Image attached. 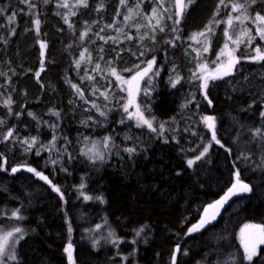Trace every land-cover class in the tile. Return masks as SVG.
<instances>
[{"label":"trees","instance_id":"16d2710c","mask_svg":"<svg viewBox=\"0 0 264 264\" xmlns=\"http://www.w3.org/2000/svg\"><path fill=\"white\" fill-rule=\"evenodd\" d=\"M127 1L144 6V0ZM96 2L0 0V170L4 175L17 169L11 189L24 172L39 187L29 197L18 191L20 200L0 190V227L12 222L24 237L15 264H70L69 244L71 264H173L174 256L175 264H264V246L249 261L239 242L246 224L264 226V80L241 95L228 91L221 80L212 79L205 88L197 76L183 73L174 79L169 73L174 66L184 70L185 52L194 50L193 36L200 33L208 35L199 53L202 61L208 69L217 66L228 9L244 4L251 15L264 17V0H192L179 24L174 15L163 31L155 30L153 39L144 42L142 53L116 67L128 78L154 61L151 84L143 83L138 99L154 130H139L138 137L122 142L110 130L119 119L110 111L109 129L91 133L133 149L118 169L85 157L77 127V110L85 106L79 88L89 95L75 71L81 53L90 51L88 25L100 24V16L91 14ZM127 4L111 0L106 8L114 12ZM39 42L45 45L43 55ZM246 54L240 47L238 61ZM190 115L199 122L212 117L216 139L202 122L191 135L185 128ZM37 119H52L55 128L39 127ZM9 130L13 135L5 139ZM37 172L48 182L36 180ZM237 173L248 185L240 198L244 203L212 226L219 227V235H206L209 227L190 236L203 210ZM13 212L22 219L13 221ZM177 248L185 252L177 254Z\"/></svg>","mask_w":264,"mask_h":264},{"label":"rangeland","instance_id":"374dc122","mask_svg":"<svg viewBox=\"0 0 264 264\" xmlns=\"http://www.w3.org/2000/svg\"><path fill=\"white\" fill-rule=\"evenodd\" d=\"M66 1L68 2L69 0ZM110 1L111 0H97L96 4L91 9L92 17L99 15L101 19L99 26H94L92 23L88 25V29L93 33L92 38H90L87 42L90 51L88 53H83L84 55L83 57H80L78 67L75 71L77 77L85 84V90L89 95V99L86 98L84 91L79 88L80 97L83 98L85 106L84 111L77 110L79 111L80 117L77 127L80 129L82 151L86 154L85 157L88 158L91 156L97 163H106L108 167L118 169L123 167L124 164L127 163V160L130 159L126 160L125 158V155H128L129 153L118 147L119 145L117 146L115 143H111L109 140L107 141V146H105V140H100L96 137L92 138L91 133H98L102 130L109 129L110 124L107 121L106 116L107 112L110 111L114 113V116L119 118L115 120V124L110 128V130L111 132L115 131L116 137L122 142L131 141L133 138L138 137V131H143L148 127L143 124L137 126L138 120L136 118L130 119L128 113L124 111L123 106L127 102L128 98L126 90L127 85L118 81L116 77L112 75L111 70H116V67L122 65L121 63L124 59H127V57H135L138 53H142L141 50L144 42L152 40L154 31L163 28L167 21L173 19L175 9L173 0H144V6L138 5L133 1L128 2L125 0V2L128 3L126 6L123 8L117 6L115 11L112 12V10L107 11L106 8L110 4ZM154 8L157 10L156 16L153 15ZM245 14L249 17L248 19H244V15H242L240 11L233 12L232 7L228 9V19L229 16H232L233 18L241 16L243 23L235 21V19L233 20L232 27H229L227 23L225 31L227 30L229 32L232 39L225 36L224 46L225 44H228V50H234L232 52L234 59L237 58L236 51L240 47L247 52L246 57L243 60L238 61V64L232 68L229 75H223V70H221V73H218L220 78H217V80H221L222 86L227 88L228 91L241 95L249 92L255 88L261 80H264V60L253 59L257 56L255 49L259 48L261 52L264 53V39H261V37L257 34V27H264V25L254 23L253 21L255 20V16L251 15L247 11ZM125 17H129V19H125ZM157 19H159V24H157ZM106 28L110 30H105ZM244 30H247V35L241 36V33ZM107 32H109V36L106 35ZM207 36V34L196 36L194 39V43L196 45L193 46L194 50L185 52L184 70L179 72L177 67H170V77L178 79V77L183 75V73L188 78L197 76V79L200 80V84L203 85L205 82L204 77L207 76L208 72L216 69L219 63L227 62L228 57L226 55L221 56L217 66L212 69H208V67H206L207 71H200L198 66L204 64V62L202 61L199 53L204 50ZM87 37L88 36H86V38ZM237 37L240 38L241 42L234 43L233 40ZM249 39H251L250 43ZM224 46L222 50H224ZM97 65H99V67H97ZM153 67L154 64L152 69ZM151 71L147 76L140 80V90L136 94V104L129 108V112L134 113L136 111V106L139 107L138 99L142 94V85L144 82L147 83V86L151 84ZM116 73L122 80H130L132 77H123L118 71ZM194 73H196V75H194ZM211 80L212 79L210 78L207 79V84ZM121 89L125 90L121 91ZM81 93L83 95H81ZM93 105H95V107ZM101 112H103L104 115H101ZM27 115L34 118V113L32 112H27ZM143 116L147 119L144 114ZM205 116L209 117V115ZM188 120L189 121L186 122L185 128L188 127L187 130L190 131L191 135L196 134L201 122L205 124L203 117H200L199 122L193 115H190L188 116ZM35 121L39 127H46L51 131L55 128L52 119H37ZM205 126L207 127L206 124ZM2 127L3 124L1 125L0 123V129ZM94 145L95 147H93ZM89 149H93L94 152L98 151L102 155L103 159L96 158L93 152H90ZM21 151L23 154H26L28 149L23 147L21 148ZM12 169L13 168L5 170L4 175L0 170V190L9 194L15 200H20L18 191H21L26 197L33 196L35 192L39 190V187L34 185L32 181L30 182V178H27V173L29 172H24L26 174L19 177L18 182L14 184L15 189H11L10 183L13 182V177L16 175V173H13L10 176V173L13 172ZM35 179L42 181L39 176ZM235 183L236 180H234L233 184ZM243 203V199H239V201L233 203L229 207L227 214H224V217H230ZM13 218V221L16 222L17 218ZM16 227L17 226L14 227L12 222L6 223L5 226L0 227V235H3L8 231H13ZM203 229L204 228L201 227L198 231H190L189 235L192 236L195 233L203 231ZM219 233V227H212L209 228L206 235L214 237L219 235ZM23 238L24 237L20 235V233H16L12 240H10V243L13 241L15 243L14 255L16 259L10 260L5 258V264H15V262H17V249L19 243L23 241ZM239 240L241 244V232L239 234ZM187 244H190L189 241ZM186 248L187 245L185 244L184 249ZM72 252L73 251L71 249V257ZM184 252L185 250H180V248H177L176 250L177 254H183ZM67 260L70 262L68 254ZM217 263L222 264V260Z\"/></svg>","mask_w":264,"mask_h":264},{"label":"snow or ice","instance_id":"6c2138e0","mask_svg":"<svg viewBox=\"0 0 264 264\" xmlns=\"http://www.w3.org/2000/svg\"><path fill=\"white\" fill-rule=\"evenodd\" d=\"M45 2H47V0H45ZM81 3H84L86 6V0H80ZM125 0H121V4H124ZM192 2V0H188V3H185L184 0H175V13L174 15L177 17V19L175 20L176 24H179L180 22V17L183 14V11L188 7V4H190ZM221 3H224V0H221ZM64 7H67L68 5L65 3L64 5H62ZM232 11L233 12H237L240 11L242 15H244V19H248L249 17L245 14L246 13V7L244 4H236L233 3L232 5ZM153 15L156 16L157 15V10L154 8L153 9ZM125 19H129V17H125ZM151 19V18H150ZM235 19V21H238L240 23H243V21L241 20V16H236V17H232L229 16V19L227 21L229 27L233 26V20ZM254 23H258L259 25H264V17L260 16L259 14H257V16L255 17V20L253 21ZM34 23L36 24V26H39V21L36 20L34 21ZM157 24H159V19H157ZM210 30V29H209ZM161 31H163V28H161ZM257 34L261 37V39H264V27H257ZM198 35H204V33H200ZM243 35H247V30H244L241 33V36ZM225 36L228 37L229 39H232V37L230 36L229 32L226 30L225 31ZM83 39V34L82 37ZM195 35L193 36V39H195ZM130 39V37H129ZM234 43H239L240 38L237 37L235 40H233ZM251 42V39H249V43ZM45 47L44 44H41V49H43ZM205 51H207V49H205ZM234 50H228V44H225L224 46V50L221 51L220 55L217 57V60H220L221 56H227L228 60L227 62H221L218 64L217 68L212 70L211 72H208L207 76L204 77V84L202 85L203 87H207V79H217L220 78V76L218 75V73H221V70H223L222 74L223 75H229L231 68L235 65V63L238 62V60L234 59L232 56V52ZM257 56L254 57L253 59L256 60H264V53L261 52V50L259 48L255 49ZM43 55V52H42ZM83 53H81V56L83 57ZM154 61H149L147 64V67L142 69L141 71H138L135 75H133L131 77L130 80H122L121 77L116 73L115 69H112V75H114L116 77V79L124 84L127 85V102L125 103L124 107V111L126 113H128L129 118H136L138 120V124L137 126H140L141 124L146 125L149 129H152V123L150 120H147L144 118L142 112L140 111L139 107L136 106V111L134 113L129 112V108L133 107L136 104V94L139 92L140 88H139V84H140V80L143 79L145 76L148 75V73L152 70V66H153ZM77 64H79V62H77ZM97 67H99V65H97ZM139 67V66H137ZM198 68L200 69V71L204 72L207 71L206 65L201 64L198 66ZM39 75V73H37V76ZM194 75H196V73H194ZM173 86H175V82L173 83ZM73 88L76 89V85H73ZM77 91H79L78 89H76ZM125 89H121V91H124ZM103 94V93H102ZM81 95H83L81 93ZM10 100L5 101V104H9ZM95 107V105H93ZM101 115H104L103 112L100 113ZM262 115H264V113H262ZM203 120L205 122V124L207 125V127L212 130V139L215 140L216 139V135H215V131H214V121L212 117H208L205 116L203 117ZM2 123V122H0ZM154 130V129H152ZM259 131V130H257ZM13 135L12 131L9 130L7 132V135L5 136V139H8L9 137H11ZM109 138H105V146H107V141ZM218 142V141H217ZM32 143H35V138H33ZM32 145L29 144V147H31ZM95 147V145L93 146ZM90 152H93V154L96 156V158L99 159H103L102 155L98 152V151H93V149H89ZM126 151L128 152H132L133 149H126ZM208 151V148L205 147L203 152L201 153V155H203L204 153H206ZM200 157H197V159H199ZM55 163V161H53ZM194 163V161L189 160L188 164L189 166H191ZM13 172L17 171V169H12ZM28 171H34V169L29 168ZM37 176H40L41 179L45 180V182L47 181V178L42 176L40 173H36ZM243 190V191H247L248 190V186L246 184H243L240 182L239 180V173L236 174V183L232 186V188H230L228 190V193L225 194L224 197L221 198L220 201H217L215 205H210V208H218L219 206H222V204L224 202L227 201V199L231 196L234 195L236 190ZM54 191H59L57 188H53ZM85 199H88V197H85ZM207 213V209L205 210ZM18 212V210H17ZM17 212H13V217H16L17 219H22V217H19L17 215ZM213 218H214V214H213ZM208 221L206 219H201V221L197 224L194 225L192 229H190V231H198L201 227L204 226L205 223H207ZM254 230V235H255V239L253 241H250L249 239H247L245 237V230ZM140 231H143V229H141ZM16 233H21V229L19 227H16L13 231H8L6 233H4L3 235H0V264H5V258L6 259H10V260H15L16 257L14 255V248H15V243L14 241L12 243H10V240H12V238L14 237V235ZM140 232H137V235H139ZM22 238V237H21ZM241 243L244 247V251H245V258L248 259L249 261L252 259V257L256 254V244H264V226H260V225H254V224H246L244 226V228L241 229ZM65 252L68 254L69 257V261L71 264V245L69 244V246L65 249ZM173 264H175V257H173Z\"/></svg>","mask_w":264,"mask_h":264},{"label":"water","instance_id":"95a60500","mask_svg":"<svg viewBox=\"0 0 264 264\" xmlns=\"http://www.w3.org/2000/svg\"><path fill=\"white\" fill-rule=\"evenodd\" d=\"M174 1V9H175V0H173ZM184 2L186 3V0H184ZM175 11H176V9H175ZM184 12V11H183ZM35 24V23H34ZM41 42H39L38 43V45H39V48H40V52H41V54H42V50L43 49H41ZM236 60H238L237 58H235ZM238 64V62L237 63H235V65L232 67V68H234L236 65ZM232 68H231V70H232ZM42 72V69H40L39 70V75H40V73ZM38 75V76H39ZM10 175H12V173L10 174ZM241 183H243V182H241ZM243 184H245V183H243ZM234 185V184H233ZM233 185H231L221 196H220V198L218 199V200H216L214 203H212L211 205H215L216 204V202L217 201H220L221 200V198L222 197H224L225 196V194L226 193H228V190L230 189V188H232V186ZM247 185V184H246ZM248 186V185H247ZM248 193V190L247 191H243V190H239V189H237L236 190V192H235V194L234 195H231L228 199H227V201L226 202H224L223 204H222V206H219L218 208H210L209 206L208 207H206L204 210H203V212H202V215H201V219L203 218V219H206L208 222L207 223H205L204 224V226H203V228H209L210 226H212V225H215L223 216H224V214H225V212H226V210L233 204V203H235L238 199H240L241 197H243V196H245L246 194ZM207 209V213H206V210ZM213 214H214V218H213ZM201 219H200V221H201ZM245 237L247 238V239H249L250 241H253L254 239H255V235H254V230H251V229H248V230H245ZM69 245H67L66 246V248L68 247ZM241 246H242V249L244 250V247H243V245H242V243H241ZM264 246V244H259V243H257L256 244V252L261 248V247H263ZM245 252V251H244Z\"/></svg>","mask_w":264,"mask_h":264},{"label":"bare ground","instance_id":"6f19581e","mask_svg":"<svg viewBox=\"0 0 264 264\" xmlns=\"http://www.w3.org/2000/svg\"><path fill=\"white\" fill-rule=\"evenodd\" d=\"M213 226V225H212ZM212 226H210V227H212Z\"/></svg>","mask_w":264,"mask_h":264}]
</instances>
